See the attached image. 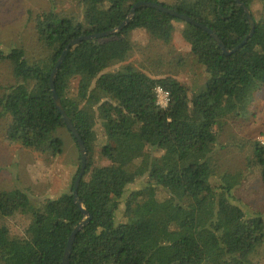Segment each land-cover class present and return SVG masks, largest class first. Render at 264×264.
<instances>
[{
    "label": "trees",
    "instance_id": "obj_1",
    "mask_svg": "<svg viewBox=\"0 0 264 264\" xmlns=\"http://www.w3.org/2000/svg\"><path fill=\"white\" fill-rule=\"evenodd\" d=\"M140 1L186 15L213 31L228 51L250 31L236 0H79L80 18L42 12L35 17L42 57L29 60L22 48L0 50L15 79L0 96L9 145L45 160L61 154L60 130L70 133L49 82L58 58L72 39L117 28ZM240 1L254 33L230 55L202 29L151 8L137 9L119 33L82 41L67 53L54 89L86 149L77 196L91 215L73 240L68 264H251L264 246V212L245 209L233 194L241 172L219 173L212 157L216 129L229 119H245L264 87V0ZM134 31L166 45L176 32L203 68V88L192 92L174 77L152 78L131 66L106 71L132 52ZM158 87L168 93L165 108L157 104ZM98 123L105 139L100 146ZM247 143L246 165L258 170L264 187V143ZM98 147L106 166L93 164ZM79 167L80 159L68 192L41 204L20 189L0 191L1 219L30 217L22 236L0 226V264H62L67 240L84 218L72 195ZM158 194L163 198L157 200Z\"/></svg>",
    "mask_w": 264,
    "mask_h": 264
},
{
    "label": "rangeland",
    "instance_id": "obj_2",
    "mask_svg": "<svg viewBox=\"0 0 264 264\" xmlns=\"http://www.w3.org/2000/svg\"><path fill=\"white\" fill-rule=\"evenodd\" d=\"M159 1L170 5L175 0ZM50 10L78 18L82 13L79 0H0V50L7 54L12 48H22L29 60L42 57L44 51L37 41L35 17ZM130 39L133 43L132 52L123 62L115 63L106 71L131 66L152 78L174 77L192 92L203 88V68L194 62L189 55V46L176 32L167 45L152 39L144 31L132 32ZM14 84L10 63L0 60V96ZM249 112L245 119H229L216 129L217 147L212 157L219 173L241 172V184L234 188L233 194L245 209L264 212V187L259 172L246 165L247 157L251 155L247 141L264 138V87L254 94ZM5 123V118L0 119V191L20 189L35 204L68 192L71 176L80 158L66 130L62 129L59 133L63 140L61 154L55 159L45 160L35 152L18 145H9L4 140ZM101 128L100 123L95 128L98 146L105 142ZM99 148L93 154V164L106 166L109 163L100 156ZM143 181L128 186L126 192L134 190ZM162 198L163 195L158 194L157 200ZM119 215L122 220V212ZM29 222L28 215L19 213L10 218H0V226L5 225L13 236H22ZM250 260L251 264H264V246Z\"/></svg>",
    "mask_w": 264,
    "mask_h": 264
},
{
    "label": "water",
    "instance_id": "obj_3",
    "mask_svg": "<svg viewBox=\"0 0 264 264\" xmlns=\"http://www.w3.org/2000/svg\"><path fill=\"white\" fill-rule=\"evenodd\" d=\"M236 2L239 5L240 9L246 15V18H247V21H248V24L250 27V31L246 35V37L236 47H234L232 50H229V51L225 48L222 41L217 37V35L213 31H211L210 29L206 28L203 25L197 24L196 22L191 20L186 15L178 14V13L174 12L173 10H171V9L161 5V4L151 3V2H142V1L137 2V3L132 5L128 16L117 28L110 30V31L101 32V33H95V34L80 36V37L72 39L67 45H65L60 57L58 58L55 66L52 70L49 82H50V90L52 93L54 105H55L56 109L58 110V112L61 114L66 129L69 131L70 135L74 138V140L76 141L77 147H78L79 158H80V167H79V172H78V174L74 180V183H73L72 195H73L74 203L79 208L81 213L84 215V218L73 228V230H72V232H71V234L67 240V244H66V247L64 249V253H63V257H62V264H68L69 255H70L71 248H72V243H73V240H74L76 234L86 224H88L89 220L91 219V215L83 208L82 203H81L80 199H78V196H77V188L79 186V183L83 177V174H84V171L86 168V149H85L84 143L80 139L76 129L71 124L68 117L66 116V114H65V112H64V110L60 104L59 98L57 97L55 89H54V79H55L56 73H57L60 65L64 61L67 53L69 52V50L72 47H74L75 45H77L78 43H80L82 41L100 39L103 37H108V36H112V35L119 33L122 30V28H124L129 23V21L133 18L135 11L137 9L151 8V9H155L157 11H160L162 13L168 14L170 16H173L175 18H178V19H180L186 23H189L191 25H194V26L202 29L203 31L207 32L210 35V37L217 43L218 47L220 48V50L222 51V53L224 55H230L232 53H235L237 50H239L254 33V21L250 15V11L240 0H236Z\"/></svg>",
    "mask_w": 264,
    "mask_h": 264
},
{
    "label": "built area",
    "instance_id": "obj_4",
    "mask_svg": "<svg viewBox=\"0 0 264 264\" xmlns=\"http://www.w3.org/2000/svg\"><path fill=\"white\" fill-rule=\"evenodd\" d=\"M156 92V97H157V104L161 107V108H165L168 102V93L163 91L161 88H156L155 89ZM260 142L263 144L264 143V138L262 140H260Z\"/></svg>",
    "mask_w": 264,
    "mask_h": 264
}]
</instances>
